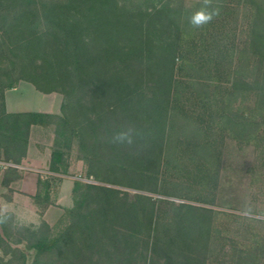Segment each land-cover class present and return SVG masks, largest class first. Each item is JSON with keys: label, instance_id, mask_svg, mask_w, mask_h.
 Returning a JSON list of instances; mask_svg holds the SVG:
<instances>
[{"label": "trees", "instance_id": "obj_1", "mask_svg": "<svg viewBox=\"0 0 264 264\" xmlns=\"http://www.w3.org/2000/svg\"><path fill=\"white\" fill-rule=\"evenodd\" d=\"M128 2L0 0L3 157L20 162L32 125L52 127L50 171L66 173V156L76 142L87 178L97 174L102 163L111 162V147L119 145L109 143V137L122 126L133 129L135 143L145 144L135 160L151 162L150 154L158 153L164 172L208 185L216 178L220 148L231 133L251 127L246 141L263 153L264 0H212L220 14L198 28L189 21L203 0H159L145 8ZM21 81L43 93H60V113L8 112L5 91ZM169 131L192 135L176 138L181 149L163 157L160 144ZM181 159L196 164L178 165ZM106 166L110 173L117 169ZM51 181L41 182L46 193ZM126 194L103 183L75 179L74 203L61 217L66 224L53 237L48 236L51 226L45 220L24 226L26 237L15 240L25 241L19 264H26L27 250L35 252L31 264H40L49 254L63 264L72 253L99 252L122 240L136 245L145 239L167 255L207 241L209 225L191 214L212 209L173 204L180 210L176 217L158 218L151 198L136 194L128 202ZM117 221L127 229L122 238ZM252 241L248 257L263 260L264 241Z\"/></svg>", "mask_w": 264, "mask_h": 264}, {"label": "rangeland", "instance_id": "obj_2", "mask_svg": "<svg viewBox=\"0 0 264 264\" xmlns=\"http://www.w3.org/2000/svg\"><path fill=\"white\" fill-rule=\"evenodd\" d=\"M128 1L132 7L145 8L156 4L159 0ZM262 70L264 72V64ZM28 84L35 88L31 83ZM37 94L25 92L24 96L29 100L34 99L44 103L45 96ZM47 100L48 108L57 110L62 95L52 92ZM261 108V129L264 130V102ZM250 133L252 128L248 127L245 131L231 133L225 140L223 147L220 148L219 171L215 180L209 185L199 179L164 172L162 166L164 161L159 160L158 153L150 154L151 162L142 163L135 160L143 154L145 147L143 143L134 142L130 146L111 147L114 149L109 159L111 162L103 161L104 163L97 168V174L90 177L91 180L127 192L125 197L128 202H133L136 194L151 198L158 218L176 217L180 210L175 209L173 204L185 203L212 209V213L198 211L191 214L197 221L209 225L207 241L202 245L181 247L167 255L160 248H151L145 239L136 245H127L122 240L117 245L108 243L105 246L106 250L99 252L94 250L92 253L84 251L79 254L72 253L63 264H264V259L256 260L248 257L249 249L253 244L252 240L264 241V152H260L252 143L246 141V136ZM185 135L190 136L192 132L169 131L160 144L162 156H172L173 150H180L181 147H177L175 139ZM78 156L77 143L73 142L68 150L71 166L66 171L67 177L70 176L73 180L79 176L87 177V165L82 160L81 163L78 162ZM208 162L212 164V157ZM176 163L183 166L196 164L190 159H181ZM108 164H111L112 168H117L116 171L108 172L111 170L106 166ZM99 179L110 180L111 183L100 182ZM65 210L63 209L60 216L53 217L51 229L48 232L49 237L56 236L66 224L67 220L61 219ZM116 226L122 238V232L127 229L122 221H117ZM25 227L24 225L16 227L15 231L10 233V240L15 241L26 237ZM11 248L14 247L11 246ZM21 248L9 253V258H12L10 264H19L22 261L20 251H24L25 246ZM26 253V264H31L35 252L27 250ZM168 257L172 260L169 261ZM40 260V264H61L55 254L42 256Z\"/></svg>", "mask_w": 264, "mask_h": 264}, {"label": "crops", "instance_id": "obj_3", "mask_svg": "<svg viewBox=\"0 0 264 264\" xmlns=\"http://www.w3.org/2000/svg\"><path fill=\"white\" fill-rule=\"evenodd\" d=\"M28 83L21 81L17 86L5 91V105L8 112L59 113L61 103L58 104L57 110L48 108L47 97L50 93H43L32 88ZM25 92L45 96L44 103L34 99L29 100L24 96ZM54 138L52 127L32 125L27 152L20 160V163L32 169L0 170V264L8 263L10 260L7 251L9 245L14 248L25 246V241H11L6 234L15 231L18 226H38L43 220L51 225L54 216H60L63 209L73 205L75 180L70 176L67 177V173H62L61 176H57L60 181L55 182L54 176L45 177L38 172V170H49ZM0 157L4 158L1 152ZM78 162L81 163V160ZM66 163L68 170L71 166L68 156ZM49 178H52V183L46 193L41 187V182Z\"/></svg>", "mask_w": 264, "mask_h": 264}, {"label": "clouds", "instance_id": "obj_4", "mask_svg": "<svg viewBox=\"0 0 264 264\" xmlns=\"http://www.w3.org/2000/svg\"><path fill=\"white\" fill-rule=\"evenodd\" d=\"M220 14L219 7L212 6V0H203L202 5L191 14L190 24L193 27H202L210 23ZM133 129L131 127H120L112 132L109 137V143L113 145H132L134 143Z\"/></svg>", "mask_w": 264, "mask_h": 264}, {"label": "built area", "instance_id": "obj_5", "mask_svg": "<svg viewBox=\"0 0 264 264\" xmlns=\"http://www.w3.org/2000/svg\"><path fill=\"white\" fill-rule=\"evenodd\" d=\"M10 168H15V169H20V170H30V169H32L28 165H25V164H22L20 162H15L13 160H9V159H5V158L0 157V170H7V169H10ZM38 172H40L45 177L61 176V174L52 172V171H50L48 169L47 170H38ZM77 179L82 180L84 182H94L90 178L82 177V176L77 177Z\"/></svg>", "mask_w": 264, "mask_h": 264}]
</instances>
